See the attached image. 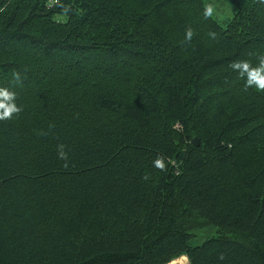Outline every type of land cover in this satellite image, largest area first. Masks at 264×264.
<instances>
[{"label":"trees","instance_id":"16d2710c","mask_svg":"<svg viewBox=\"0 0 264 264\" xmlns=\"http://www.w3.org/2000/svg\"><path fill=\"white\" fill-rule=\"evenodd\" d=\"M228 1L0 0V264H264V90L230 66L264 0Z\"/></svg>","mask_w":264,"mask_h":264},{"label":"clouds","instance_id":"9594fccd","mask_svg":"<svg viewBox=\"0 0 264 264\" xmlns=\"http://www.w3.org/2000/svg\"><path fill=\"white\" fill-rule=\"evenodd\" d=\"M56 0H48L49 7L55 3ZM203 15L205 18L214 17L220 15L216 7L213 4H205ZM63 19V17H58ZM192 30L188 29L186 32V39L190 40L192 38ZM210 35L214 36V33ZM234 70H239L240 76H246L245 87H254L257 91L264 90V56L259 58V65L257 67H250L247 61H236L230 65ZM17 81L20 77L18 73H14ZM15 100V93L9 91L6 88H0V120L10 119L14 113H18L21 109L17 107ZM61 158H64L65 153L62 151L59 153ZM155 166L158 168H163L164 164L162 160L157 159L154 162Z\"/></svg>","mask_w":264,"mask_h":264},{"label":"rangeland","instance_id":"374dc122","mask_svg":"<svg viewBox=\"0 0 264 264\" xmlns=\"http://www.w3.org/2000/svg\"><path fill=\"white\" fill-rule=\"evenodd\" d=\"M205 3L213 4L216 7L217 11L220 13L218 16H214L213 18L216 19L220 24H224L226 21L231 19L236 12V8L228 1V0H204ZM195 237L192 238L190 241L192 246H199L202 241L206 238L215 235V228L214 227H207L203 229H199L194 232ZM186 258L183 259L182 257L178 258L177 260L173 261L171 264H186Z\"/></svg>","mask_w":264,"mask_h":264},{"label":"water","instance_id":"95a60500","mask_svg":"<svg viewBox=\"0 0 264 264\" xmlns=\"http://www.w3.org/2000/svg\"><path fill=\"white\" fill-rule=\"evenodd\" d=\"M192 144H193L194 146H197V145H198V141H197V139H193V140H192Z\"/></svg>","mask_w":264,"mask_h":264},{"label":"bare ground","instance_id":"6f19581e","mask_svg":"<svg viewBox=\"0 0 264 264\" xmlns=\"http://www.w3.org/2000/svg\"><path fill=\"white\" fill-rule=\"evenodd\" d=\"M183 259H185V257H182Z\"/></svg>","mask_w":264,"mask_h":264}]
</instances>
